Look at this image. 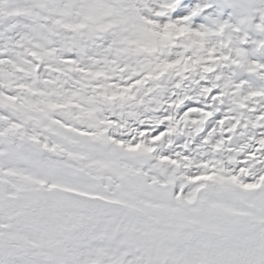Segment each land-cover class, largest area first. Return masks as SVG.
<instances>
[{
    "label": "snow or ice",
    "instance_id": "snow-or-ice-1",
    "mask_svg": "<svg viewBox=\"0 0 264 264\" xmlns=\"http://www.w3.org/2000/svg\"><path fill=\"white\" fill-rule=\"evenodd\" d=\"M0 264H264V0H0Z\"/></svg>",
    "mask_w": 264,
    "mask_h": 264
}]
</instances>
